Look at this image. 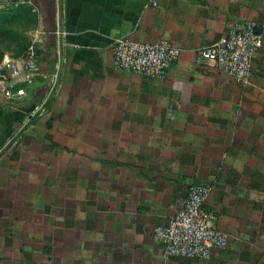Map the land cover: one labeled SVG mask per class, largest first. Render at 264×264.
<instances>
[{"label": "crops", "instance_id": "0c3cea01", "mask_svg": "<svg viewBox=\"0 0 264 264\" xmlns=\"http://www.w3.org/2000/svg\"><path fill=\"white\" fill-rule=\"evenodd\" d=\"M24 5L40 71L0 106V264H264V0H0V23ZM236 20L262 37L246 85L195 60ZM121 37L181 56L116 70ZM22 53L0 40V62ZM191 184L229 243L165 259L155 229Z\"/></svg>", "mask_w": 264, "mask_h": 264}, {"label": "built area", "instance_id": "2783aa9c", "mask_svg": "<svg viewBox=\"0 0 264 264\" xmlns=\"http://www.w3.org/2000/svg\"><path fill=\"white\" fill-rule=\"evenodd\" d=\"M262 44L256 24L250 20L230 22L219 40L196 52V63L213 62L218 70L244 85L249 84L251 64ZM181 56V49L169 41L143 43L129 37L115 40L113 67L151 79H162ZM37 49L32 43L18 57H4L0 62V106H14L23 95L22 85L33 83L39 74ZM213 191L209 184H191L184 204L165 227L155 229L154 239L163 247V256L208 260L215 250L224 249L229 234L217 226L216 215L207 209Z\"/></svg>", "mask_w": 264, "mask_h": 264}, {"label": "rangeland", "instance_id": "374dc122", "mask_svg": "<svg viewBox=\"0 0 264 264\" xmlns=\"http://www.w3.org/2000/svg\"><path fill=\"white\" fill-rule=\"evenodd\" d=\"M12 8L11 10H15ZM33 13H13L3 17L0 23V40L11 51L24 52L31 43L34 25Z\"/></svg>", "mask_w": 264, "mask_h": 264}, {"label": "trees", "instance_id": "16d2710c", "mask_svg": "<svg viewBox=\"0 0 264 264\" xmlns=\"http://www.w3.org/2000/svg\"><path fill=\"white\" fill-rule=\"evenodd\" d=\"M30 7L29 6H26V5H24V6H19V8H16L15 10H10V12H8V13H5V18L7 17L8 18V16L9 15H11V14H13V13H16V14H18V13H30Z\"/></svg>", "mask_w": 264, "mask_h": 264}, {"label": "water", "instance_id": "95a60500", "mask_svg": "<svg viewBox=\"0 0 264 264\" xmlns=\"http://www.w3.org/2000/svg\"><path fill=\"white\" fill-rule=\"evenodd\" d=\"M15 137H17V134L14 136V138H15ZM14 138H13V139H14ZM10 143H11V141H10L7 145H10ZM5 147H7V146H5ZM4 150H5V148H4L3 150L0 151V154H2Z\"/></svg>", "mask_w": 264, "mask_h": 264}]
</instances>
